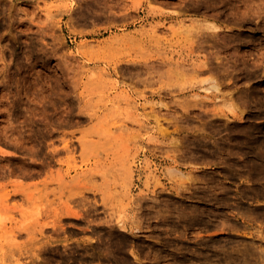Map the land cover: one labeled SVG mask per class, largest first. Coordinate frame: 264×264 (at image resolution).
<instances>
[{
	"label": "rangeland",
	"instance_id": "rangeland-1",
	"mask_svg": "<svg viewBox=\"0 0 264 264\" xmlns=\"http://www.w3.org/2000/svg\"><path fill=\"white\" fill-rule=\"evenodd\" d=\"M0 264H264V0H0Z\"/></svg>",
	"mask_w": 264,
	"mask_h": 264
},
{
	"label": "bare ground",
	"instance_id": "bare-ground-1",
	"mask_svg": "<svg viewBox=\"0 0 264 264\" xmlns=\"http://www.w3.org/2000/svg\"><path fill=\"white\" fill-rule=\"evenodd\" d=\"M213 25V24H212ZM215 27V26H214ZM213 28V27H212ZM202 66V65H201ZM139 77V76H138ZM141 80V79H140ZM140 80H138L139 82H140ZM145 81H147V80H145ZM143 83V82H142ZM232 108V107H231ZM254 142V141H253ZM68 215H70V216H75V217H80V214L79 213H68ZM81 216H82V214H81Z\"/></svg>",
	"mask_w": 264,
	"mask_h": 264
}]
</instances>
